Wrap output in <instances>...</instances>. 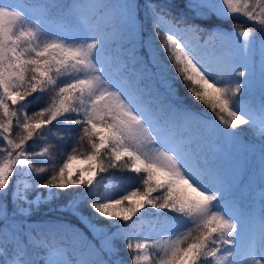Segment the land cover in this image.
<instances>
[{"label":"snow or ice","instance_id":"6c2138e0","mask_svg":"<svg viewBox=\"0 0 264 264\" xmlns=\"http://www.w3.org/2000/svg\"><path fill=\"white\" fill-rule=\"evenodd\" d=\"M187 6L203 21L242 16L259 34L177 20L154 0H40L31 11L0 0V264H264V215L256 221L229 200L234 181L222 164L234 151H255L244 141L246 127L260 140L264 183V0ZM52 9L59 10L61 30L41 39L54 22ZM146 79L159 87H141ZM181 86L224 126L211 129L222 147L201 135L206 121L181 98ZM257 89L261 101L254 105L247 97ZM29 98L45 106L22 114ZM53 122L75 130V144L88 145L80 154L84 167L69 168L77 148L62 165L34 164L50 149L30 152L26 144ZM109 168L137 174L135 190L93 193L97 171ZM32 173L48 175L21 179ZM80 186L88 190L69 195ZM65 196L60 211L91 239L70 222L27 230L17 223ZM149 207L197 227L170 239L154 258L156 242L128 230ZM60 233L72 241L70 253L57 242Z\"/></svg>","mask_w":264,"mask_h":264},{"label":"trees","instance_id":"16d2710c","mask_svg":"<svg viewBox=\"0 0 264 264\" xmlns=\"http://www.w3.org/2000/svg\"><path fill=\"white\" fill-rule=\"evenodd\" d=\"M19 2H23L24 4L34 5L36 2H40V0H18ZM194 3L196 0H192ZM70 0H55L57 4H67ZM155 3L165 4L169 6V11L172 17H175L177 20L184 19L188 23L200 24L202 26H211L213 24L219 25L222 28L232 31V25H239L241 29L251 28L255 33L259 34L260 28L258 25H253L251 22L247 21L246 18L242 16H238L235 19L229 20H209L203 21L198 20L194 16V12L187 6L189 4V0H154ZM52 15L54 22L51 24H58V9H52ZM61 24V23H60ZM65 31H70V29L65 28ZM129 47L131 45H128ZM141 57L147 61V53L144 49H139ZM142 86L151 88V87H159V85L155 84L151 80H145ZM256 91V90H255ZM258 91V89H257ZM254 94V91L251 92L248 96ZM259 98L261 100V94L259 92ZM181 98L185 103H188L191 107H193L196 111L200 112L206 121V124L201 127V135L205 137L210 143L216 142L217 147H222V145L217 141L216 137L212 133V128L214 127H224L220 124L219 120L215 117V115L206 107H204L199 102H195L191 100L190 95L187 91L181 86ZM32 102L29 104L27 109H24L28 115H31L33 112L38 111L41 107L45 106V103L42 100H36L34 98H29ZM15 123V121H14ZM18 131V129H17ZM243 137L245 143L249 146V148H254V152H244L243 150L234 151L230 157V159L222 161L223 167H225L232 180L234 181L232 191L229 194V200L235 202V204L244 212L246 215L250 212H254L255 215L261 217L264 215V200H261V197L255 199L253 197V193L256 189H260L261 192L264 191V183L261 181V164H260V140L258 136H254L246 127L242 128ZM55 134V135H53ZM60 137H64L61 139ZM78 139V136L75 130L68 131L66 130L63 124H58L57 122H53L52 126H48L45 128L44 133L42 134V138H38V136L34 137L33 140L27 142L26 147L30 152H42L45 147L49 148L50 151L48 154L44 156H38L34 158V164L37 167H45L48 168L53 160L57 165H62L63 160L67 153H71L72 148H77V154H81L88 151L87 144H75L74 139ZM0 147H3V142L0 141ZM45 176L48 173L36 174L32 173L31 176H28L29 179L34 180L36 176ZM97 175H111L119 184L131 186L136 185L137 174L128 170H116V169H107L105 172L101 173L97 171ZM87 189L84 186H80L74 192L69 193V195H75L76 193L86 192ZM68 196L62 197L60 199H56L48 204H42L39 208H37L29 217H17V223L24 230H27L28 225H32L33 227L43 224H59V223H68L70 222L72 226L75 228L81 229L85 236L88 239H91L90 234L87 233V229L84 228V225L78 223L75 217L71 216L68 212H61L60 205L63 204L67 200ZM83 207V205H82ZM152 210V208H146L145 216H148V213ZM155 218L152 222L151 226L146 231L148 237L150 239H157L162 233L164 227L167 224L174 225L177 222H174L175 214L161 212H155ZM167 216L169 223H164V217ZM133 223L128 225V230L130 231L137 221V217L133 218ZM190 222L186 220L185 223ZM3 222L0 221V224ZM197 227V224H195ZM196 229V228H195ZM239 235L237 236L238 239ZM63 241V246L69 249V253L71 252L72 241L68 238V236L64 233H60L57 236V242ZM120 248L122 250V254L127 256L124 251V244H120ZM7 259V256L4 257Z\"/></svg>","mask_w":264,"mask_h":264},{"label":"rangeland","instance_id":"374dc122","mask_svg":"<svg viewBox=\"0 0 264 264\" xmlns=\"http://www.w3.org/2000/svg\"><path fill=\"white\" fill-rule=\"evenodd\" d=\"M3 3L6 5L7 4L16 5V4H19L21 2H19L18 0H3ZM37 3H39V2H36L34 5H28V4H25V5L28 7L29 11H31L32 7L35 6ZM192 3H194V2L192 1ZM32 23L35 24L36 21L33 20ZM57 23L58 24H50L49 28L45 30L46 35L42 36L41 39L54 38L56 33L61 30V26H60L61 22L59 20H57ZM74 42H79V41L77 40ZM141 87H145V86L141 85ZM259 92H260L259 89H258V91L257 90L254 91V94H252L251 96H248L247 100L254 105H259V103L261 101L259 98V95H258ZM23 112H24V110H22V114H23ZM38 138H42V135L38 136ZM211 144H214L217 147L216 142H212ZM68 155H70V154L69 153L66 154V156L63 160V163L67 160ZM82 159H83V157L80 154H76V159H74L72 161H68L69 168L72 171H75L79 167H84V164H82L80 162ZM21 179L27 181L28 183H32V181H33V180L29 179L28 176H22ZM94 185H95V187L92 188V191L96 195H104L107 192H110L113 190H120V189H123L125 192L133 191V190H135V186H136V185L126 186V185L119 184L111 175H104V176L97 175L94 178ZM41 191L43 192V196L46 197L47 196V190H41ZM260 193H261V190L256 189L253 193V197L255 199H258L260 197ZM35 195H36L35 192L30 193V197L33 199H35ZM133 199H136V198H133ZM145 212H146V209L142 210V214H139L137 216V221L134 223L132 229L130 230V233H132V235L136 239H139L141 241L147 240L149 242V244L156 242L157 246L151 248L150 252H149V254L151 256H153L154 258H159L160 255H163V246L170 239L176 240L179 236L183 235L184 233H187L189 228H192L193 230H195V228H196L195 224H197V222L190 221L188 223H185L186 220H183L182 222L175 223L174 225L167 224L157 239H150L148 237L146 231L151 226L152 222L154 221V218L156 217L155 216L156 210L152 209L148 213V216L144 215ZM247 216L254 218L256 221H259V219H260V217L255 215L254 212L248 213ZM237 242H238V244L243 245V241L240 239V236L238 237ZM181 246H184L183 241H181ZM61 247H64L63 244H61ZM41 255L43 256V254H41ZM242 258H243V253H242L240 259H242Z\"/></svg>","mask_w":264,"mask_h":264}]
</instances>
